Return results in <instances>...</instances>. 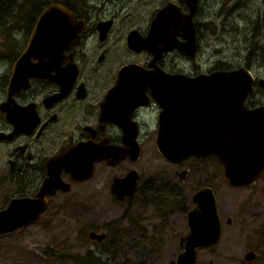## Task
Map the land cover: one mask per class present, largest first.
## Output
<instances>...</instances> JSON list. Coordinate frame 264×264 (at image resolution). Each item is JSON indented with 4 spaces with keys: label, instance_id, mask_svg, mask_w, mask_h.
I'll use <instances>...</instances> for the list:
<instances>
[{
    "label": "flooded vegetation",
    "instance_id": "flooded-vegetation-1",
    "mask_svg": "<svg viewBox=\"0 0 264 264\" xmlns=\"http://www.w3.org/2000/svg\"><path fill=\"white\" fill-rule=\"evenodd\" d=\"M41 1L40 8L39 4L35 6L38 12L32 19H23L25 26L20 27L23 34L16 40L12 37L8 45L5 42V48L0 44V212L18 201L43 202L44 211L27 226L46 213L58 214L59 204L66 198L80 206L81 215L92 218L105 215L109 203L123 205L124 212L121 217L111 219L110 227L88 229L90 243L84 255L91 259L89 264H146L152 252L165 245L157 228L158 224L163 225L167 213L185 214L186 228L179 233L180 239L189 228L187 213L194 205L192 195L202 187H211L201 185L188 196L185 182L191 172L183 162L198 157L189 155L174 163L163 158L156 146V140L163 137L164 97L168 104L176 95L172 87L170 91L155 84L161 77L157 74L196 77L212 72L168 64L173 52L195 59L199 54L200 0L192 18L198 45L195 56L173 47L157 58L146 48L129 47V34L137 31L141 38H147L159 9L172 3L188 13L186 0H152L153 8L147 9L152 12L147 17L140 16L141 10L146 11L144 7L131 11L137 14L121 15L124 13L121 8L131 0ZM142 1L136 0L134 6ZM53 3H60L73 14L76 37L65 44L63 52L56 54L55 62L47 61L44 76H30V65L37 63L36 59L22 61L21 69L17 65L38 16ZM176 38L183 41L181 31ZM132 64L141 69L123 74L124 66ZM252 76L255 79L252 92L244 100L249 109L264 104L261 78ZM166 118L164 126L173 136L180 128L178 125L174 130L177 123L173 109L166 113ZM148 146H153L167 162L164 168L151 169ZM70 155H75L78 167H92L89 176L79 179V175L72 176L62 168L61 158ZM205 157L213 156L200 158ZM51 176L56 189L43 194L42 186ZM61 184H67L68 190H63ZM211 189L216 195V189ZM225 223H230L227 218ZM172 225L167 223L166 229ZM126 252L129 258L118 262L116 257ZM255 258L256 253L252 261ZM252 261L244 259L246 263Z\"/></svg>",
    "mask_w": 264,
    "mask_h": 264
},
{
    "label": "water",
    "instance_id": "water-1",
    "mask_svg": "<svg viewBox=\"0 0 264 264\" xmlns=\"http://www.w3.org/2000/svg\"><path fill=\"white\" fill-rule=\"evenodd\" d=\"M186 4L190 10L188 13H183L172 3L159 9L151 21L147 38H141L137 31H132L128 46L135 50L146 48L155 58L173 47L195 56L198 45L192 18L197 10V0H186ZM72 16L60 3L47 6L31 30L30 41L18 68L21 69L25 60L36 59L37 63L30 65V76H44L48 68L47 61L55 62L56 54L63 52L65 44L75 40V22ZM180 31L183 41L176 38ZM130 69L140 70L141 67L126 65L122 69L123 74L130 73ZM157 76H161L155 83L157 86L162 85L165 90L170 88V91L172 87L176 94L168 104L164 97L162 104L165 107L163 137L156 140V146L163 158L176 163L189 155L198 158L215 156L222 167L224 182L232 188L249 186L264 178V104L253 109L244 105L255 81L247 67L214 70L196 77L180 74L171 76L161 72ZM166 84L168 88L165 87ZM259 86L264 90V78L259 80ZM172 109L177 123L174 130L180 126L173 136L167 133L164 126L166 113ZM74 156L62 157V168L72 176L79 175V179L86 178L92 167H78ZM55 185L51 176L42 186V193L53 190ZM60 186L63 190H68L67 184ZM213 190L206 186L192 195L194 205L187 213L189 228L180 236L181 250L170 264H196L198 248L215 247L221 241L223 224ZM44 207L43 202L11 203L7 210L0 212V235L10 234L34 222L44 211ZM230 221L227 218V222ZM90 235L94 237L93 233ZM254 257L255 253L252 251L244 259L252 261Z\"/></svg>",
    "mask_w": 264,
    "mask_h": 264
},
{
    "label": "rangeland",
    "instance_id": "rangeland-1",
    "mask_svg": "<svg viewBox=\"0 0 264 264\" xmlns=\"http://www.w3.org/2000/svg\"><path fill=\"white\" fill-rule=\"evenodd\" d=\"M53 1L61 2V0ZM135 1L126 2L121 8L124 12L121 15L126 12L137 14L139 12L131 11L140 7L146 9V11L141 10L140 16L147 17L152 12L147 10L153 8L152 0H143L136 7ZM263 1L200 0L201 11L197 15V19L202 21V27L198 32L200 52L196 59L183 57L173 52L168 57V64L183 69H196V67L206 69L208 73L213 71L214 64L223 61L232 69L247 67L255 78H264V55L256 53L249 41V44L244 42L245 29L249 30L254 20L259 19L264 7ZM24 2L19 0V5L13 7L14 11H11L8 16L3 15L4 20L2 24L0 23V44L3 43L4 48L13 41L12 37L15 39L23 34L21 31L23 28L21 26H25L22 23L23 19L26 20L27 17L31 19L36 11L35 6L29 8L28 2ZM206 23L208 24L204 26ZM247 37H250V32ZM255 42L252 41L254 44ZM13 43L15 46L16 42ZM260 95L264 96L263 91ZM147 156L151 169H160L167 165L153 146H148ZM183 166L191 172L189 180L185 182L189 190L188 196H191L201 185H211L216 189L222 216L221 241L215 248L198 250L197 264H264V179H258L247 187L232 188L224 182L222 167L214 156L204 159L190 157L183 162ZM59 205L61 208L58 214L53 216L51 213H46L34 224L27 225L11 235L0 236V264H79L77 261L61 256L71 258L72 255H84L90 243L87 237L88 229L110 227L113 223L110 222L111 219L121 217L124 212L123 205L109 203L106 216L92 218L87 217V214L81 215L78 209L80 206L70 199L62 200ZM167 214L163 225L158 224L157 228L165 245L156 252H152L146 264H168L179 251L176 241L179 239V233L186 228L185 214L171 212ZM228 217L231 221L226 224ZM169 222L173 225L166 229ZM163 228L165 229L162 231ZM252 250L256 253V260L251 263L244 262L243 256ZM127 253L120 254L116 260L120 262L128 259Z\"/></svg>",
    "mask_w": 264,
    "mask_h": 264
},
{
    "label": "trees",
    "instance_id": "trees-1",
    "mask_svg": "<svg viewBox=\"0 0 264 264\" xmlns=\"http://www.w3.org/2000/svg\"><path fill=\"white\" fill-rule=\"evenodd\" d=\"M18 1L19 0H0V23L1 24L4 20L3 15L5 14L8 16L11 13V11H14L13 7H15L16 5H19ZM24 1L28 2L29 8H32L38 4H39V8H40V5L43 4L42 3L43 1H41V0H24ZM9 3H11V4H9ZM263 6H264V1H263ZM35 12H38V8L36 9ZM19 14H21V11H19ZM17 17L19 18V16H17ZM207 24L208 23L204 24V26H206ZM245 31L246 32L244 35H246V36L244 37V42L248 43V41H249L251 43V46H253L254 51L256 50V53L264 55V7H263V11H262L259 19L254 20L253 26L249 30L245 29ZM249 32H250V37H247ZM252 41L253 42L256 41L255 44L252 43ZM260 52H262V53H260ZM212 68H213V71L218 70L220 68L224 69V70H231L232 69L230 66L226 65V63L223 61L217 62L216 64L213 65ZM61 257L62 258H69L70 260L77 261L79 264H89V262L91 261V259L86 255H79V256H73L72 255L71 258H70V256H61Z\"/></svg>",
    "mask_w": 264,
    "mask_h": 264
},
{
    "label": "bare ground",
    "instance_id": "bare-ground-1",
    "mask_svg": "<svg viewBox=\"0 0 264 264\" xmlns=\"http://www.w3.org/2000/svg\"><path fill=\"white\" fill-rule=\"evenodd\" d=\"M254 87V86H253Z\"/></svg>",
    "mask_w": 264,
    "mask_h": 264
}]
</instances>
